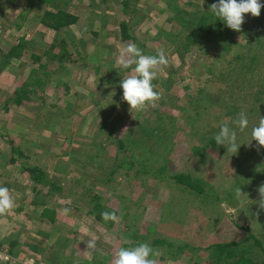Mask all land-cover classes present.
<instances>
[{"label": "rangeland", "instance_id": "374dc122", "mask_svg": "<svg viewBox=\"0 0 264 264\" xmlns=\"http://www.w3.org/2000/svg\"><path fill=\"white\" fill-rule=\"evenodd\" d=\"M168 1L171 2L137 1L133 18L139 20L134 33L139 44L144 43L146 33L155 36L157 28L173 32V35L180 31L181 22L170 23L176 13L165 5L164 2ZM120 2H72L71 9L73 13L78 12L80 20L57 37L39 22L41 12L46 8L35 5L29 10L24 0H0V50L6 53L18 42L25 44L21 59L12 61L0 73V186L7 187L14 199L13 207L0 214V251H9V244L16 242L12 253L7 252L8 264H23L26 260L49 264L46 260L52 257L73 264L90 261L115 264L121 248L150 244L156 239L170 241L176 248L171 257L159 253L155 264H194L198 261L196 256L202 254L208 244L241 241L247 237L245 229L250 230L264 246V209L259 206L264 199L259 191L261 187L264 191V146H258L255 140L247 144L252 139V127L258 122L249 124L244 132L238 131L239 142L246 144L237 153L227 152L225 146L217 145L207 150L202 161H191V155L188 156L192 137L203 133L199 128L209 123L207 130L215 136L222 123H232L234 118L227 117L225 104L232 108L230 113L238 109L239 114H247L255 100L264 101V95L260 99L256 97L260 86H263L261 92L264 90V71L243 69L235 74H224L246 64L245 61L241 65L234 63V57L245 52L242 33L238 35L242 39L231 43L218 47L208 44L199 51L194 49L190 62L188 58L182 61L177 57L178 43H174L170 34L160 37L157 52L164 50L167 64L152 82L159 99L147 103L143 109H131L123 100L120 87V80L136 75L134 64L125 73L118 63L126 48L118 37L119 23L125 18L120 12ZM196 4L203 7L209 4V0H200ZM94 32L97 34L95 38ZM61 39L78 43L82 61L73 64L67 57L62 58L57 53L59 50L51 53L56 54V62L44 58V52ZM259 42L264 44V30ZM67 51L74 55L71 46ZM32 56L39 57L40 61L33 63ZM2 60L3 56L0 62ZM39 64L46 65L53 72L48 89L39 93L40 96L43 94L45 103L33 96L20 106L10 102L13 91ZM203 64L212 68V79L216 78V82L208 83L201 68ZM35 78L44 80L43 71ZM168 81L174 85L171 91ZM202 90L207 91L199 96ZM217 100L221 103L217 104ZM168 101L174 104V107L170 105L174 114L184 111L182 120L192 112L200 111L203 104L212 105L205 114L207 120H201L199 127H187L185 133L189 136L185 134L184 142L181 137L174 145V154L166 157V162H155L154 169L167 166L166 175L160 174L163 179L178 172L203 178L206 186L212 187L220 196L219 204H201L199 198L188 195L176 184L152 180L135 173L136 169L124 168L111 174L116 161L115 139L131 136V142H136L141 137L139 143H145L149 130L143 123L147 107L159 108L161 103L168 104ZM10 139H14L13 146L19 148L27 159L15 164L9 162L17 158L10 152ZM167 139L162 135L161 139H152L150 147L141 144V148L149 157L160 155L161 146ZM258 163L261 165L256 167ZM22 164L42 170L50 184L60 190H52L51 185L33 184L28 173L22 171ZM252 170L255 174L247 177V182L253 185L251 195L245 188L235 191L237 187L233 188L232 184L240 178L238 173ZM228 192L235 196L225 201ZM93 197H97L98 202H90ZM96 204L105 212L114 213L116 220L96 221L94 214L90 213ZM44 209L56 213L54 223L49 224L47 219L40 217ZM133 235L138 239L134 241ZM90 239L95 240L93 249L87 247ZM184 243L196 248V253H190L188 249L184 253L178 251L177 247ZM33 246L37 250H33ZM256 251L260 257L252 253V258L264 260V255ZM207 258L202 259L201 264H210Z\"/></svg>", "mask_w": 264, "mask_h": 264}, {"label": "trees", "instance_id": "16d2710c", "mask_svg": "<svg viewBox=\"0 0 264 264\" xmlns=\"http://www.w3.org/2000/svg\"><path fill=\"white\" fill-rule=\"evenodd\" d=\"M24 1L27 3V7L29 8V10L33 9L35 5L46 8L42 10L41 15L39 17V22L47 30L54 32L57 37L60 36V34L63 33L65 29L75 26L80 20V18L78 17V12L76 11L73 13L70 6L72 2L75 3L76 1L77 3H79L80 0ZM137 1L138 0H121L120 2V12L122 13V16H124L126 19L124 18V20L119 23L118 37L119 42L121 44H125V47H127L128 44L135 43L137 47L142 50V54L155 55L158 50V42L161 39L160 37H164L165 35L170 34L173 37L174 43H178L176 46V50L178 51L176 52L177 57H180L182 61H186L188 58L190 62L192 61L191 58L194 49L199 51L203 47L205 48V46L208 44H211L214 47H218L222 44L231 43L236 39H242V36L238 38V35H240L239 33H242L244 40L242 48L243 50H245V52L241 55H237L236 57H234V63H237L236 65H238V63L240 64L245 61L246 64L243 63L244 67L242 68H231L224 74L226 75L228 72H230V74H235L243 69H246V71H264V44H261L259 42L262 30H264V7L261 8V13L258 17H254L250 13L245 14V23L242 25L241 31L237 32L228 28L223 23V21L219 20L220 18L215 16L211 11L212 4L216 3V0H209V4H206L203 7H201L200 4H196L199 3L200 0H190L188 2H182L181 0L180 2L179 0H171V2H164L165 5L170 8L171 11H174L176 13L174 17L172 16L170 23L173 24L177 21L181 22L179 28L180 31L173 35V32L168 33L162 28H157V34L155 36H151L146 33L145 39L143 41L144 43L139 44V41L136 40L134 34L138 29L135 28L139 26V20L133 18L136 15L134 14L133 8L136 5ZM132 13L134 15L130 17V14ZM250 28H252V31H249ZM92 35L94 36L93 38L97 36L95 32L92 33ZM69 46L74 48V55L68 54L67 49ZM78 49V43H67L65 39H61L52 44L49 47V50H46L44 52V58L49 59L52 63L56 62V54L52 55L51 53L54 50H59L57 53L62 55V58L67 57L69 61L74 64V62L77 63L78 60L82 61V57ZM24 51L25 44L22 42H18L16 45L10 47L6 53H3L2 50H0V59H2V56L4 59L0 62V73H2V71L7 66H9L12 61L18 62L21 59ZM32 59L33 63H37L40 61V58L36 56H32ZM201 68L204 70L203 72H205V78H207L209 84L216 82V78L212 79L214 76L212 75L213 71L211 67H207L206 64H203ZM131 69L132 66L128 69L123 68V71L127 73ZM41 70L43 71L44 80L35 78ZM119 71L121 70L119 69ZM54 72L56 73V71ZM52 74L53 72L49 71L46 65L39 64L37 68H33L32 70H30V74L28 75L26 80H22L21 85L13 91V96L9 98L10 102L17 106H20L24 101L29 100L30 96H33L34 98L36 97L37 100H39L41 103H45L43 94L42 96H40L39 93H43L45 89H48L47 86L50 83ZM173 87V83L168 81L169 91H171ZM262 89L263 86H260V89L256 91L257 99H260L261 95H264V90L263 92H261ZM205 91L207 90H202L201 92H199V96L202 95V93ZM254 102L255 103L252 104V107L247 109V115H250V117L248 118L249 124H251L252 122H259L261 116L264 117V110L261 111V109L259 108H264V101L261 102L259 100H255ZM220 103V100H217V104ZM167 105L168 108H166ZM170 105L174 107V104L171 101H168V104L161 103L159 108H156L154 105H152L151 107H147L143 123L146 129L149 130L146 134V140L144 141L145 143H139V141L142 142L141 137H138L136 139V142H131L133 141L130 138L131 136L126 139H122L120 137L115 139L113 144L116 147V161L112 166L111 174L113 175L118 170L124 168L127 170L136 169L135 173L145 175L152 180H166L173 184H176L178 187H181V189L185 192L187 191L186 193H188V195L199 198V202L201 204H219L221 201L220 196H218L216 192L212 190V187L209 188L208 186H206V183L203 178L193 176L189 172H178L174 173L173 175L165 176V173H167V166H160L159 168L154 169L155 162L157 163L159 160H163V162H166V157H169L170 155L174 154V145H176L178 141L181 140V137L182 141L184 142L183 139L186 136L185 134H187L185 133L187 127H192L195 125L199 127L198 124L201 123V120H207L205 119V114L208 113L209 110H211L210 105L212 104H203L200 111L192 112L190 116L185 118V120H182V115L184 111L180 112L179 115L174 114V112L170 110ZM254 106L257 107L254 108ZM224 107V110L226 109L227 117H233V120L239 117L238 109H235V111L230 113V110H232V108H230L228 104H225ZM232 107L236 106L232 105ZM51 108L55 109V111L57 110L56 106H52ZM256 110V115L251 116V114H253ZM255 116H257V118H254ZM208 124L209 123H207V126ZM207 126L199 128L200 131L203 130V133L192 137V143L188 148V156L191 155V161L192 159L202 161V157H204L205 153H207V150L216 148L217 146L214 139L215 136H213L211 130H207ZM204 129L206 130L204 131ZM162 135H166L168 139L165 140V142L163 141L164 145L161 146V154L154 155L153 157L145 155L146 153L142 150L143 148L141 147L143 145L145 147H150V145H152L151 140L154 138L161 139ZM187 136L189 135L187 134ZM13 143L14 139H10L8 143L11 147L10 152H12L17 158L11 159L9 162L11 164H15L16 162L22 159H27V156L23 155V152L20 151L19 148H15L13 146ZM135 148H137V150H134ZM103 149L105 150V148ZM154 159H156V161ZM259 165L261 164H256V167H259ZM21 168L22 171L24 170L28 173L29 180L33 184L42 186L51 185L52 190H60L59 188L50 184V182L47 180V175L42 172V170H40L39 168H36L34 166L25 167L24 164H22ZM160 174H165L164 176L166 178L163 179ZM239 174L240 172L238 173V177L240 178L234 180L232 187H237L235 191H238V188H245L249 191L251 195L250 189L253 185L247 182V177H249V175L253 176L255 172L252 170L250 172L240 174L242 176H239ZM260 185L257 186V190H255V193L260 188ZM234 196L235 194H232V192H228L224 200L226 201L233 199ZM93 201L98 202V198L93 197L90 202ZM93 209L94 210H91L90 213L94 214V219L98 222H102V213L105 212L103 210V207H101V205L99 204H96ZM55 216L56 213L54 211L46 209L42 210L40 215L42 219H47V222L49 224L54 223ZM245 231V233H247V237L238 242H211L203 248L202 254H198V256H196L198 261H196L194 264H201V262L203 261L202 259L207 257V260L210 264H264V260L259 261L254 260L252 258V253H254L255 255H259L260 257V254L256 251V249L259 250L262 255H264V246L262 242L253 233H251L250 230L245 229ZM133 236L134 241L138 239L137 236ZM149 245H151V247L158 254L160 253L161 256L165 255L171 257V255L175 253V245L170 241H166L165 239L153 240ZM14 246H16V242H11L9 244V251H7L9 254L12 253ZM32 248L33 250H37L35 246H33ZM187 249L190 253H196V248L189 246L187 243H184L177 247V250L181 251L182 253H184V251ZM160 255H156L155 257H153L154 261ZM162 259L163 258H160L159 260L162 261ZM46 261L49 264H73L72 262L56 261L54 257L48 258ZM104 263L105 262L96 263L94 261H90L78 264Z\"/></svg>", "mask_w": 264, "mask_h": 264}, {"label": "clouds", "instance_id": "9594fccd", "mask_svg": "<svg viewBox=\"0 0 264 264\" xmlns=\"http://www.w3.org/2000/svg\"><path fill=\"white\" fill-rule=\"evenodd\" d=\"M264 7V0H216L212 4L211 11L230 29L241 31L245 23V14L250 13L254 17L260 16L261 8ZM118 63L124 69L135 65L133 71L136 75H129L120 80V87L123 89V100L131 109H143L147 103H154L159 99V93L154 90L153 80L157 78L162 66L167 64L166 54L163 49L155 55H144L142 50L135 43L128 44L118 59ZM249 125L246 113L241 112L239 117L231 124L225 122L219 127L215 134L216 145H223L227 152L237 153L240 147L246 143L239 142L238 131L244 132ZM251 144L255 140L258 146H264V117L261 116L258 124L252 127ZM259 189L262 196L264 191ZM241 192V191H240ZM239 192L237 195L239 196ZM14 205V199L5 186H0V214L9 211ZM260 208L264 209V199L260 201ZM67 211V210H66ZM102 218L105 221L116 220L114 213L103 212ZM88 249L95 248V240L87 241ZM158 253L147 243H141L136 247L121 248L115 258V264H155L153 257Z\"/></svg>", "mask_w": 264, "mask_h": 264}, {"label": "built area", "instance_id": "2783aa9c", "mask_svg": "<svg viewBox=\"0 0 264 264\" xmlns=\"http://www.w3.org/2000/svg\"><path fill=\"white\" fill-rule=\"evenodd\" d=\"M7 252L6 251H0V264H8L7 260ZM23 264H34L33 260H26L23 262Z\"/></svg>", "mask_w": 264, "mask_h": 264}, {"label": "crops", "instance_id": "0c3cea01", "mask_svg": "<svg viewBox=\"0 0 264 264\" xmlns=\"http://www.w3.org/2000/svg\"><path fill=\"white\" fill-rule=\"evenodd\" d=\"M17 182V181H16Z\"/></svg>", "mask_w": 264, "mask_h": 264}]
</instances>
